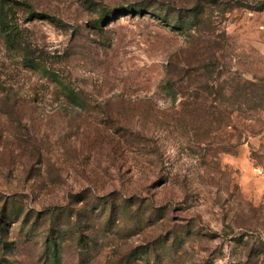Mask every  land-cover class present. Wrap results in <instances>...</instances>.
<instances>
[{"label": "rangeland", "instance_id": "374dc122", "mask_svg": "<svg viewBox=\"0 0 264 264\" xmlns=\"http://www.w3.org/2000/svg\"><path fill=\"white\" fill-rule=\"evenodd\" d=\"M0 17V264H264V0Z\"/></svg>", "mask_w": 264, "mask_h": 264}, {"label": "trees", "instance_id": "16d2710c", "mask_svg": "<svg viewBox=\"0 0 264 264\" xmlns=\"http://www.w3.org/2000/svg\"><path fill=\"white\" fill-rule=\"evenodd\" d=\"M149 8V5H141V6H135V5H130L128 8H125V6H122L118 9V13H121V12H126V13H137V12H140V13H145V12H148ZM262 8V7H260ZM104 15L105 13H103L101 16H102V19H104ZM180 23L182 24H185V22L183 20L179 21ZM0 25H1V29L2 31L5 33V36L10 40L12 41V43L15 42V37L13 36H10L9 34H12L11 33V28L9 27V22L5 19H1L0 17ZM7 31H9L10 33H8ZM28 64H30L31 66L33 67H37L38 63L37 62H34V61H30L28 60ZM55 257H57V251H55L54 253Z\"/></svg>", "mask_w": 264, "mask_h": 264}]
</instances>
